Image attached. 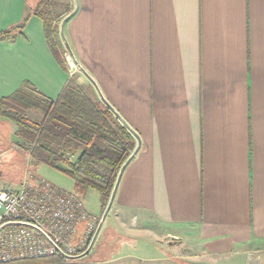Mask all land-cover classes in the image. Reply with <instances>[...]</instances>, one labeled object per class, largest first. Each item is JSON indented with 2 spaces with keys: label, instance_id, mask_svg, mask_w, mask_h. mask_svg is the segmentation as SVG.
<instances>
[{
  "label": "crops",
  "instance_id": "obj_1",
  "mask_svg": "<svg viewBox=\"0 0 264 264\" xmlns=\"http://www.w3.org/2000/svg\"><path fill=\"white\" fill-rule=\"evenodd\" d=\"M42 1L0 0V34L12 32L0 39V98L28 83L56 100L72 82L101 102L53 57L34 15ZM46 1L60 32L75 0ZM77 3L69 47L141 140L91 264H251L264 252V0Z\"/></svg>",
  "mask_w": 264,
  "mask_h": 264
},
{
  "label": "trees",
  "instance_id": "obj_2",
  "mask_svg": "<svg viewBox=\"0 0 264 264\" xmlns=\"http://www.w3.org/2000/svg\"><path fill=\"white\" fill-rule=\"evenodd\" d=\"M42 7L45 9L41 10ZM48 10V4L42 1L34 15L43 22L44 36L53 57L64 66L63 50L56 42L57 29ZM29 16L15 28L17 34H21ZM10 33L0 34V39ZM29 111L40 114L41 119H28L26 113ZM0 118L15 124L14 136L23 143L17 148L28 152L33 162L66 174L74 181L77 192L97 191L104 210L120 167L134 150L135 141L97 98L90 97L81 86L69 82L57 99L51 100L25 83L12 95L0 98ZM94 251L91 258L88 255L81 261L99 260L98 244ZM11 264L70 263L55 256Z\"/></svg>",
  "mask_w": 264,
  "mask_h": 264
},
{
  "label": "built area",
  "instance_id": "obj_3",
  "mask_svg": "<svg viewBox=\"0 0 264 264\" xmlns=\"http://www.w3.org/2000/svg\"><path fill=\"white\" fill-rule=\"evenodd\" d=\"M98 221L77 194L34 175H28L15 189L0 183V227L7 223L32 226L10 224L0 230V264L64 258L55 247L66 256H77L87 249Z\"/></svg>",
  "mask_w": 264,
  "mask_h": 264
},
{
  "label": "rangeland",
  "instance_id": "obj_4",
  "mask_svg": "<svg viewBox=\"0 0 264 264\" xmlns=\"http://www.w3.org/2000/svg\"><path fill=\"white\" fill-rule=\"evenodd\" d=\"M44 1L47 2L46 0ZM42 9L45 8L42 7L41 10ZM55 28L57 29V34H59L58 27L56 26ZM56 41L59 44L62 43L60 35H57ZM62 50L63 57L68 59V54L64 51L65 48L63 47ZM26 114L28 119L32 121H39V117L34 111H29ZM15 131L16 126L13 122L0 118V183L10 189H15L20 185L24 178L28 177V175H34L51 183L52 185L63 191L77 194L84 202V206L85 208H87L88 212H90L95 217H99L102 211V201L100 194L97 191L91 189H88L83 194L77 192L75 189L74 181L63 172L45 164H37L33 162L29 156V153L23 151L22 149L14 150L13 148H10L11 144H14L16 146H22L21 144H23L14 136ZM27 148L31 147L27 146ZM73 160L74 159L72 157L71 161ZM170 242L173 244V247L176 246L180 248L176 250V252L180 255H186L187 253L197 252L205 256L204 249L201 246L196 247L193 244L177 245V242L175 240H171ZM102 250L100 249L98 252V259L104 258L105 252L104 250ZM107 252L109 253V251ZM94 254L95 251L90 253L89 258H91ZM82 259L68 262L70 264H91L93 262L92 259H85L81 261ZM251 264H264V252L255 255Z\"/></svg>",
  "mask_w": 264,
  "mask_h": 264
},
{
  "label": "water",
  "instance_id": "obj_5",
  "mask_svg": "<svg viewBox=\"0 0 264 264\" xmlns=\"http://www.w3.org/2000/svg\"><path fill=\"white\" fill-rule=\"evenodd\" d=\"M75 6H74V10L68 14L62 21H61V24H60V38L62 40V43L64 45V48H65V51L67 52L68 54V59L71 61V63L76 67V69L81 72L83 74V76H85V78H87V80L90 82V84L93 86L95 92L98 94L101 102L106 106L107 109L110 110V112L115 116V118L118 120V122L129 132V134H131V136L136 140V145H135V148L134 150L131 152V154L129 155V157L125 160V162L122 164V166L120 167V170L117 174V177H116V180L114 182V185H113V188H112V191L110 193V196H109V199H108V202L103 210V213L98 221V224H97V227H96V230L92 236V239L87 247V249L77 255V256H73V257H69V256H66L65 254H63L57 247L56 250L57 252L59 253V255H61L62 257H64L65 259L67 260H71V261H76V260H79V259H82L84 257H86L87 255H89L92 251V249L94 248L95 244H96V241L98 239V236H99V233L103 227V224L108 216V213L110 212L111 210V207L113 205V202H114V199H115V196H116V193H117V189H118V186L120 184V181H121V178L123 176V173L125 171V169L127 168V166L131 163V161L133 160V158L136 156V154L139 152L140 148H141V140H140V137L139 135L137 134V132H135L114 110L113 108L103 99V97L101 96V94H99L98 92V89H97V85L96 83L88 76V74L81 68V66L78 65L72 51H71V48L69 47V44L64 36V31H63V28L65 26V24L76 14V12L78 11V3H77V0H75ZM13 150V149H12ZM17 150H20L19 148H17ZM24 225V226H29V227H32L30 226L29 224H23V223H7V224H4L3 226L0 227V230L2 228H4L5 226L7 225ZM40 233L41 235L47 239L50 243L51 240L49 239V237L43 232L41 231L40 229L36 228ZM53 244V243H52ZM54 245V244H53ZM55 246V245H54Z\"/></svg>",
  "mask_w": 264,
  "mask_h": 264
},
{
  "label": "flooded vegetation",
  "instance_id": "obj_6",
  "mask_svg": "<svg viewBox=\"0 0 264 264\" xmlns=\"http://www.w3.org/2000/svg\"><path fill=\"white\" fill-rule=\"evenodd\" d=\"M10 148H13L14 150H17V146L14 145V144H11V147Z\"/></svg>",
  "mask_w": 264,
  "mask_h": 264
}]
</instances>
